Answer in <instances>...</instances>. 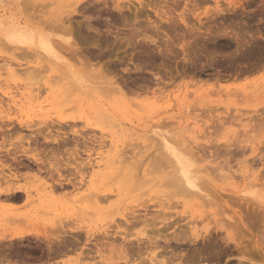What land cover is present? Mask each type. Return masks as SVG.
I'll return each instance as SVG.
<instances>
[{
	"label": "rangeland",
	"instance_id": "1",
	"mask_svg": "<svg viewBox=\"0 0 264 264\" xmlns=\"http://www.w3.org/2000/svg\"><path fill=\"white\" fill-rule=\"evenodd\" d=\"M126 1L134 3L130 10ZM114 2L0 0V21L51 38L45 54L0 34V193L6 178L25 191L16 203L0 194V264H40L51 254L50 239L55 247L72 236L80 244L49 264L112 257L114 264L119 257L118 264H148L172 260L170 254V264H264V0H143L150 6L137 19V0H120L121 11ZM187 43L191 58L181 49ZM165 142L192 154L210 203L200 206L171 184ZM117 153L118 163L107 166ZM40 157L50 166L36 162ZM51 166L60 171L51 173ZM52 174L63 184L53 195ZM249 187L258 195L244 194ZM166 203L172 209L160 206ZM162 211L169 213L163 223ZM124 215L130 217L122 225ZM134 220L142 221L133 227ZM194 223L197 240L158 239L156 248L142 236L150 230L151 237H191ZM104 231L117 235L109 242ZM137 238L150 247L143 255L117 257L121 243L137 246Z\"/></svg>",
	"mask_w": 264,
	"mask_h": 264
},
{
	"label": "bare ground",
	"instance_id": "2",
	"mask_svg": "<svg viewBox=\"0 0 264 264\" xmlns=\"http://www.w3.org/2000/svg\"><path fill=\"white\" fill-rule=\"evenodd\" d=\"M116 2H114L115 3V5H114V7L116 6V8H120L121 10H125V8L126 9H131L130 8V6H133V4L131 5V1H126V2H129V4L130 5H126L127 7H122L121 6V4H124L123 2L121 3L120 2V0H115ZM143 0H137V4H139L140 5V7L141 8H139V6H138V8H137V11L135 10V8H136V6H134L135 8H134V10L136 11L134 14H135V18L137 19L138 18V14L141 12V11H146L147 9L146 8H149V7H146V6H150V5H144L143 6V4L145 3V2H142ZM94 2V1H93ZM106 2V1H105ZM108 2V1H107ZM106 2V3H107ZM125 2V3H126ZM233 2V1H232ZM231 2V4H229V6L230 5H233L232 7L234 8L235 7V5H237V4H235L234 2H236V1H234L233 3ZM113 3V4H114ZM230 3V2H229ZM237 3V2H236ZM76 4V3H75ZM110 5V4H109ZM125 5V4H124ZM165 5H167V4H165ZM108 6V5H107ZM129 6V7H128ZM157 6V5H156ZM239 7V6H238ZM115 8V9H116ZM124 8V9H123ZM157 8V7H156ZM221 8V7H220ZM77 9V8H76ZM118 9H116V10H118ZM119 9V11H121ZM164 9H162V11H163ZM73 11H75V10H73ZM132 11V10H131ZM131 11H129V13L131 12ZM159 10H157L156 11V13L157 14H160V12H158ZM160 11H161V9H160ZM166 11V10H165ZM163 12V13H165L166 15H168L167 13H170V10H168V11H166V12ZM222 11V10H221ZM232 11H235V10H232ZM132 13V12H131ZM142 13V12H141ZM162 13V12H161ZM165 15V17H171V16H166ZM171 15V14H170ZM171 19V18H170ZM170 19H168V20H170ZM183 19H185V18H183ZM182 19V20H183ZM181 20V21H182ZM166 21V20H165ZM167 22V21H166ZM172 22V21H171ZM183 22V24H186L184 21H182ZM168 23V22H167ZM170 25H171V23H169ZM177 24V23H176ZM220 25V24H219ZM218 27V26H217ZM157 29H159V27L157 28ZM136 30V29H135ZM135 30L133 31V32H135ZM212 29L210 28V29H206V31L211 35V33H212V31H211ZM137 32L139 31L138 29L136 30ZM174 31V30H173ZM159 32V31H158ZM0 34L6 39V41H8L9 43H11V44H14V45H18V46H27V47H35V48H38V50L40 51V52H44L45 54L46 53H50L51 52V44H50V39L49 38H47V37H45V36H43L42 34H39V33H37V32H35L34 30H30V29H28V28H26V27H22V26H20L19 24H17L16 22H13V21H10V20H8V21H6V20H4V21H0ZM135 34V33H134ZM227 34V33H226ZM230 35H232V34H230ZM233 35L235 36V38L237 39V40H239V34L238 33H233ZM165 36H167V41H168V44H169V42H171V44H173L174 45V43H173V41H174V39L171 37V36H169V35H165ZM227 36V35H226ZM149 37V36H148ZM207 37V36H206ZM152 38H153V36H152ZM126 40V39H125ZM127 40H128V38H127ZM146 40V39H145ZM148 41H150V40H148ZM147 41V42H148ZM152 42L151 43H155L156 44V40H151ZM126 42V41H125ZM128 42V41H127ZM240 42V41H239ZM244 42V41H243ZM188 44V43H187ZM183 45L182 46V52H183V54L185 55V57L186 58H188V57H190L191 58V54H193V53H191L190 52V49H191V43H190V45L188 44V45ZM71 45V44H70ZM238 45H240V44H238ZM242 45L244 46V44L242 43ZM74 46V45H73ZM69 48H70V46H69ZM72 48V53L74 52L73 51V47H71ZM76 49V48H75ZM74 49V50H75ZM160 49V48H159ZM71 50V49H70ZM80 50V49H79ZM76 52V51H75ZM191 53V54H190ZM74 54V53H73ZM195 54V53H194ZM74 55H76V54H74ZM81 58V57H80ZM83 61V60H82ZM81 61V62H82ZM79 63V62H78ZM82 64V63H81ZM7 65V64H6ZM84 65V64H83ZM82 65V66H83ZM9 66V65H8ZM7 67V66H6ZM11 65L9 66V67H7V69L8 70H10L11 68ZM136 67H138V66H136ZM15 68H16V66H15ZM139 68V67H138ZM14 69V68H13ZM84 69H86V68H84ZM19 70V69H18ZM101 70V69H100ZM136 71H137V69H135ZM80 71V70H79ZM22 72H25V71H23L22 70ZM26 72H28V69H27V71ZM82 72V71H81ZM67 73V72H66ZM83 73V72H82ZM76 74V73H75ZM67 75V74H66ZM83 75V74H82ZM85 75H86V72H85ZM85 75H83V76H85ZM87 76H89V75H87ZM66 77H68L69 78V75H67ZM72 77V76H71ZM81 77V76H80ZM219 77H221V76H219ZM84 78V77H83ZM88 78V77H87ZM87 78H84V80H86ZM73 79H74V81L75 82H78V81H80L79 80V78L78 77H76V76H73ZM89 79V78H88ZM216 79V78H215ZM214 79V80H215ZM72 80V79H71ZM83 80V81H84ZM88 81V80H87ZM218 81V80H217ZM72 82H73V80H72ZM71 82V83H72ZM75 82H73L74 84H75ZM206 82V81H205ZM159 83V82H158ZM73 84V85H74ZM76 85V87H78V85L77 84H75ZM74 85V86H75ZM113 85H115V84H113ZM75 88V87H74ZM78 89H80V88H78ZM81 90V89H80ZM7 118H8V116H6ZM4 119H5V116H0V121H3L4 122ZM9 121H11L12 122V119H8ZM7 121V120H6ZM64 122V121H63ZM2 123V122H1ZM46 125V124H45ZM2 126V125H1ZM23 126V125H22ZM5 128V127H4ZM4 128H2V131L4 132L5 130H4ZM39 131V130H38ZM41 131V130H40ZM103 131V130H102ZM6 132V131H5ZM1 133V132H0ZM41 133V132H40ZM33 135H35V134H33ZM45 137V136H44ZM35 138V137H34ZM59 138V137H58ZM45 140H47L48 141V137H45ZM53 140V139H52ZM53 142H54V140H53ZM55 142H58V141H55ZM109 145V144H108ZM163 146H164V151L166 152V157H167V159L169 160V163H170V167H171V170H170V175H172V183L171 184H173L174 183V186L175 185H177V187H179L180 188V191H181V193H180V195L181 194H186V195H189V196H191V197H193V196H195L196 197V199L198 198V204L201 206V205H203V204H206L207 203V201H208V199H209V196L207 195V194H205V192H204V190L206 191V189H205V187H207V186H205V184H203L202 183V180L200 179V173H202L201 171L202 170H199L198 169V166H197V163H196V161L193 159V156H192V154L191 155H189V154H187L188 153V151H186L187 153H185V152H183V151H181V149L179 148H176L173 144L171 145V144H169V143H167V142H165V143H163ZM111 147L113 148H115L116 146H115V144L113 143V141H112V143H111ZM162 147V146H161ZM110 148V147H109ZM118 149V148H117ZM115 151H117V150H115ZM118 152V151H117ZM46 153V152H45ZM45 153H43V154H45ZM118 154L119 153H117L116 155H114V156H108V158H107V160H106V165L107 166H113L114 164H117L118 162H117V157H119L118 156ZM50 155V154H49ZM51 155H52V153H51ZM50 155V156H51ZM101 155V156H100ZM13 156V155H12ZM11 156V157H12ZM45 156V155H44ZM46 156H47V154H46ZM45 156V157H46ZM49 156V157H50ZM99 156H100V158L101 157H103V153L102 154H99ZM162 156V155H161ZM192 156V157H191ZM165 157V158H166ZM29 158V157H28ZM54 158V157H53ZM115 158H116V160H115ZM11 159H13V160H16L15 159V157H12ZM31 159V158H30ZM44 159V158H43ZM41 160V157L39 158V159H37V158H35V160H36V162H40V164L42 163L43 165H46V164H48L49 166H50V162H49V159H44V160ZM106 159V158H105ZM105 159L104 158H102L100 161L98 160L97 162H95L94 163V165L98 168V169H100L101 167H102V165H104L103 163H104V161H105ZM159 159V158H158ZM166 159V160H167ZM95 160H97V159H95ZM165 160V159H164ZM23 161V160H22ZM51 161V160H50ZM108 161H110V163L111 164H108ZM14 162H16V161H14ZM21 162V161H20ZM24 162V161H23ZM57 162V161H56ZM22 163V162H21ZM46 163V164H45ZM20 163H18V165H19ZM24 164V163H23ZM162 164H164V163H162ZM166 164H167V161H166ZM47 165V167H49ZM54 165V164H53ZM93 165V166H94ZM21 166H22V164H21ZM56 167V166H55ZM169 167V166H168ZM169 167V168H170ZM17 168V167H16ZM15 168V169H16ZM21 168V167H20ZM32 168V167H31ZM57 168V167H56ZM50 169V171H51V173H58L59 171L57 170V169H55V168H53V166H51L50 168H48L47 170H49ZM28 170H30V169H28ZM206 170V169H205ZM41 171H44V169H41ZM40 171V172H41ZM46 173H48L47 171H46ZM57 175V174H56ZM62 175H59V177H58V179H55L54 177H53V174L51 175V178H53L52 180H53V182L52 183H49L48 185V189H50L51 190V195H53V193L56 191L55 189V187H56V185H63L62 183H61V181H59V179H60V177H61ZM98 177V176H97ZM4 178V177H3ZM65 178V177H64ZM54 180H58V181H54ZM65 180V179H64ZM67 180V179H66ZM65 180V181H66ZM211 180V179H210ZM4 182V184H6L7 186L5 187V189H3V191L0 193L1 195H3L2 197H5V199H10L11 201L13 200V201H15L14 203H16V202H18V201H20L22 198L24 199L25 197V191L22 189V188H20V187H17L10 179H8V178H6L5 180H3ZM170 181V179L168 180V182ZM64 182V181H63ZM71 182V181H70ZM83 182V181H82ZM156 184V183H155ZM158 184V183H157ZM156 184V185H157ZM204 185V186H203ZM1 186V185H0ZM94 186V185H93ZM173 186V185H172ZM255 186V185H254ZM257 186V185H256ZM259 186V185H258ZM74 187V186H73ZM176 188V187H175ZM178 188V189H179ZM246 188V187H245ZM177 189V191H176V193H178V192H180L179 190ZM250 189V190H249ZM255 189H257V187H255V188H253V189H251V187H249L248 188V190H244L243 191V193L244 194H252L251 196L253 197H255V196H257V195H255L256 193H257V191L255 190ZM259 189V188H258ZM53 190H55V191H53ZM253 190H255L256 191V193H255V191L253 192ZM93 191V190H92ZM252 192V193H251ZM26 193H27V191H26ZM56 193V192H55ZM91 194H93V192H91ZM86 195V194H85ZM88 195H90L89 193H88ZM178 195V194H177ZM96 196H98V195H94V197L96 198ZM245 196V195H244ZM250 196V197H251ZM262 196V195H261ZM30 197V196H29ZM88 197V196H87ZM101 196H99V197H97V199H99L100 200V202H105V201H107L108 199H109V197L107 196V197H103V198H100ZM89 198V197H88ZM185 198H186V196H185ZM29 199V198H28ZM152 200V199H151ZM9 201V200H8ZM206 202V203H205ZM106 203V202H105ZM208 203H210L209 201H208ZM177 204V203H176ZM175 205V204H174ZM173 205V206H174ZM196 204H194V206H195ZM163 209H166V208H168V210L169 209H172V206H171V203L170 204H165V205H160ZM177 206V205H176ZM176 206H174V208L176 207ZM184 206L186 207V203H184ZM203 207V206H202ZM188 209V208H187ZM192 211V210H191ZM186 212V211H185ZM162 213H163V211H162ZM165 213V212H164ZM164 213H163V216H164ZM206 213V212H205ZM133 214H135L134 212L132 213V216H133ZM149 214H150V212H149ZM166 214V213H165ZM169 214V213H168ZM168 214H166V216H164V218H163V216L161 217V215H160V217H161V219H160V217L158 216L159 214H157V216L159 217L158 219L160 220V221H164V222H166L167 220H169L168 219V217L167 216H169ZM139 215V214H138ZM138 215H136V216H138ZM135 216V217H136ZM149 216V215H148ZM130 217V216H129ZM127 215H124L123 216V218H125L124 219V222H122V225H123V223H125V221H128V219L127 218H129ZM140 216H138L136 219H138ZM153 217H155V216H153ZM167 217V218H166ZM198 217V216H197ZM132 218V217H131ZM134 218V217H133ZM132 218V219H133ZM135 219V218H134ZM139 219H142L141 217L139 218ZM147 219V218H146ZM155 219V218H154ZM207 219V218H206ZM148 220H150L151 221V219L150 218H148ZM147 220V221H148ZM152 220H153V218H152ZM156 220H157V218H156ZM203 220V219H202ZM135 221H137V220H134L133 221V227H136V225L138 224V222L139 221H142V220H139L138 222H136V224L134 223ZM146 221V222H147ZM163 221H162V223H163ZM131 222V221H130ZM152 222V221H151ZM159 222V221H158ZM129 223V222H128ZM142 223H145V222H142ZM142 223H141V225L140 226H142ZM161 223V222H160ZM174 223V222H173ZM173 223H171V222H169V223H167L165 226H167L166 228H168V227H170V225L171 224H173ZM196 223V222H195ZM194 223V224H195ZM126 224V223H125ZM131 224V223H130ZM130 224H129V226H130ZM134 224H135V226H134ZM147 224V226L148 225H150L149 223H145V225ZM152 224V223H151ZM158 223H156V225H157ZM175 224V223H174ZM122 225H119V228L121 229V226ZM144 225V226H145ZM159 225V224H158ZM192 225H193V223H192ZM199 225V224H198ZM115 226V225H114ZM151 226H153V224L151 225ZM174 226V225H173ZM196 224H195V227L194 228H192L190 231H192V234H191V237H188V235L186 236V235H178V233L177 234H173V238H172V236H170V237H166V236H162L161 234H158V237H156L157 235L156 234H154L152 237H154V238H152L151 236H150V234H148L149 232H150V230H149V232L147 233V231H145V230H143V233H142V236H144V237H146L145 239L150 243V241H152V240H154V241H152V242H154V243H152V244H155V245H152V246H154V247H156V248H158V246H159V243H158V239H159V241H160V239H164V241L166 242V243H168V242H172V241H175V242H180V244H181V241L183 240H186L187 241V239H186V237L188 238V241H189V238H192V235H193V237L194 238H192V239H194V240H197L199 237H200V232L197 230V228H196ZM113 227V226H112ZM116 227V226H115ZM109 229L111 228V227H108ZM130 228V227H129ZM147 229H149V228H152V227H146ZM145 228V229H146ZM156 229H157V227H155ZM170 228H172V227H170ZM113 229H115V228H113ZM118 229V228H117ZM128 229V228H127ZM154 229V228H153ZM106 230H108V229H106ZM111 230V229H110ZM112 231V230H111ZM160 231V230H159ZM69 231H64V233L63 234H65V235H69L70 234V232L68 233ZM114 232H115V230H114ZM122 232V231H121ZM161 232V231H160ZM159 232V233H160ZM206 233H207V231H205ZM39 233V232H38ZM106 233V234H105ZM116 233V232H115ZM118 233V232H117ZM175 233H176V231H175ZM203 233H204V231H203ZM205 233V234H206ZM103 234H105V235H108V236H106V237H103V238H106V240H110L112 237H110V236H113V237H115L117 234H111V233H109V231H104V233ZM121 234V233H120ZM148 234V235H147ZM163 234H164V232H163ZM21 236H23L24 234H20ZM76 235V234H75ZM83 235V234H82ZM82 235H80L81 237H82ZM152 235V234H151ZM156 235V236H155ZM201 235H203L202 233H201ZM72 236V235H71ZM70 236V237H71ZM78 236V235H77ZM62 237V236H61ZM69 237V238H70ZM79 237V236H78ZM144 237H142V238H144ZM23 238H24V236H23ZM26 238V237H25ZM83 238V237H82ZM103 238H102V240H103ZM138 239L137 238V242L138 243H140V244H138L137 246H136V243L133 241V243H129V244H124V245H122V243H121V246L120 247H117V246H115L114 245V243H115V241H113V242H111V243H109L108 242V244H111L110 246L112 247V248H116L117 247V250H116V253H117V257H118V255H120V254H122V256H124V258L123 257H121V258H123V259H129V256H130V259L131 258H133L134 259V257H135V255L137 256V255H140V254H142L143 255V253H144V251L147 249L148 250V248H150L151 247V243L149 244H147V245H150V247L148 246V248H147V246H145L146 247V249L144 250V248L145 247H143V246H141V244L143 243V241H146V240H144V239ZM167 238H170V239H167ZM172 238V239H171ZM48 239H50V238H48ZM60 239V238H59ZM58 239V240H59ZM191 239V240H192ZM58 240H56V241H58ZM61 240V239H60ZM59 240V241H60ZM63 240V239H62ZM101 240V242H103ZM117 240V239H116ZM127 240V239H126ZM190 240V241H191ZM194 240H192V242L194 241ZM81 241V240H80ZM99 241H100V239H99ZM125 241V240H124ZM182 241V242H183ZM185 241V242H186ZM16 242V241H15ZM22 242V241H21ZM48 242V241H47ZM54 242L55 241H53V240H49V242H48V248H50V251H49V254H50V252H51V254L48 256V257H46V259H48V260H46V259H42L41 258V263L40 264H49L50 263V261L52 260V259H59L62 255H65V256H67V254H69L68 252H70V253H72L73 252V249L75 250V247H76V245H78V244H80L79 243V240H78V238L77 237H73L72 236V239L70 238V240H63V241H61L58 245H60L61 247H62V249L61 248H58V247H60V246H57V248H55V247H53L54 245ZM104 242H105V239H104ZM103 242V243H104ZM107 242V241H106ZM105 242V243H106ZM129 242V241H128ZM127 242V243H128ZM174 242V243H175ZM11 243H12V241H11ZM98 243V242H97ZM134 243H135V245H134ZM145 243V242H144ZM143 243V244H144ZM147 243V242H146ZM55 244H56V242H55ZM101 244V243H100ZM108 244H105V245H108ZM120 244V243H119ZM183 244V243H182ZM53 245V246H52ZM104 245V244H103ZM104 245V246H105ZM118 245V244H117ZM12 246V245H11ZM15 246V245H14ZM100 246H102V245H100ZM103 246V247H104ZM169 246V245H168ZM102 247V248H103ZM107 247H109V246H107ZM153 247V248H154ZM160 247V246H159ZM164 247V246H163ZM166 247V246H165ZM85 248V247H84ZM101 247H100V250L102 249ZM119 248V249H118ZM153 248H151V249H153ZM173 248V247H172ZM175 248V247H174ZM77 249V248H76ZM121 249H123V250H121ZM155 249V248H154ZM49 250V249H48ZM78 250H79V248H78ZM90 250V249H89ZM102 250H106V248L104 249H102ZM108 250H110V249H108ZM107 250V251H108ZM146 250V251H147ZM150 250V249H149ZM168 250V249H167ZM166 250V252H167V254L169 253L168 251ZM72 251V252H71ZM87 251V250H86ZM152 251V250H151ZM163 251H165V250H163ZM48 252V251H47ZM97 252V251H96ZM102 252V251H101ZM111 252H113V254L115 253V251L113 250V251H111ZM110 252V253H111ZM143 252V253H142ZM10 253V252H9ZM66 253V254H65ZM103 253V252H102ZM157 253V252H156ZM94 254V253H93ZM96 254V253H95ZM104 254V253H103ZM163 254H164V252H163ZM166 254V253H165ZM11 255V254H10ZM105 255V254H104ZM155 255H157V254H155ZM171 255V258L173 257H175L174 256V254L172 255V254H170ZM1 256V255H0ZM83 256V255H82ZM86 256V255H85ZM105 257H107L106 255H105ZM167 257V256H166ZM168 257H170V256H168ZM163 258V257H162ZM173 258H172V260H173ZM81 258H77V259H74V260H69V261H67V262H65L64 264H84V262H86V261H82V260H80ZM159 259V258H158ZM169 259V258H168ZM167 258L165 259L164 258V260H168ZM178 259V258H177ZM1 260H5V259H3V258H0V262H1ZM7 260V259H6ZM40 260V259H39ZM38 260V261H39ZM43 260V261H42ZM54 260H52V261H54ZM101 260H102V258H101ZM106 260H108V258L106 259ZM170 261H172L171 259H169ZM169 260H168V264H170V262H169ZM35 261V260H34ZM48 261V262H47ZM117 261V260H116ZM119 261H120V257H119ZM118 261V262H119ZM127 261V264H128V262H129V260H126ZM125 261V262H126ZM134 261H136V259L134 260ZM146 261V260H145ZM166 261H160V259H159V261H157V259L155 260V259H150L149 260V262H148V264H167V263H163V262H166ZM99 262V261H98ZM118 262L116 263V264H118ZM130 262H132V261H130ZM129 262V263H130ZM191 262V261H190ZM192 262H194V260H192ZM59 263V262H58ZM100 263V262H99ZM99 263H97V264H99ZM101 263H103V264H114L115 262H114V257H112L111 258V261L109 262V261H105V259L101 262ZM138 263V262H137ZM146 263V262H145ZM197 262H195V263H193V264H196ZM205 263V262H204ZM12 264H18V263H12ZM26 264H29L28 262L26 263ZM32 264V263H31ZM36 264V263H35ZM52 264V263H51ZM86 264V263H85ZM124 264H126V263H124ZM138 264H144L143 262H141V263H138ZM147 264V263H146ZM175 264V263H174ZM183 264V263H182ZM192 264V263H191ZM199 264H200V262H199ZM201 264H203V263H201Z\"/></svg>",
	"mask_w": 264,
	"mask_h": 264
}]
</instances>
